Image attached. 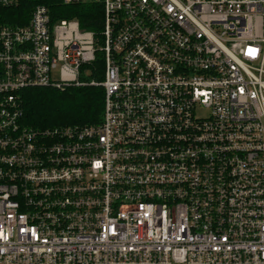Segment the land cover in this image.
<instances>
[{
	"label": "built area",
	"instance_id": "2783aa9c",
	"mask_svg": "<svg viewBox=\"0 0 264 264\" xmlns=\"http://www.w3.org/2000/svg\"><path fill=\"white\" fill-rule=\"evenodd\" d=\"M0 0V264H264V0ZM102 58L104 79L91 80ZM101 86L28 127L22 92Z\"/></svg>",
	"mask_w": 264,
	"mask_h": 264
},
{
	"label": "trees",
	"instance_id": "16d2710c",
	"mask_svg": "<svg viewBox=\"0 0 264 264\" xmlns=\"http://www.w3.org/2000/svg\"><path fill=\"white\" fill-rule=\"evenodd\" d=\"M36 5L52 10L57 19H77L85 30L100 32L103 13L95 4L66 6L63 0H21L18 7L8 11L9 22L26 24ZM91 80L104 79L102 58L90 66ZM24 122L28 127L90 126L102 121L105 92L101 86L71 87L64 91L31 88L22 92Z\"/></svg>",
	"mask_w": 264,
	"mask_h": 264
}]
</instances>
